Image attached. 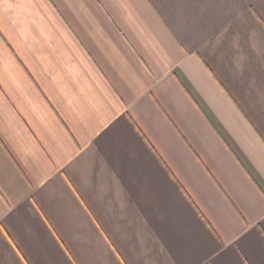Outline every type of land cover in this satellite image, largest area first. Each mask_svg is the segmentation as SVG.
<instances>
[{
    "label": "crops",
    "instance_id": "crops-1",
    "mask_svg": "<svg viewBox=\"0 0 264 264\" xmlns=\"http://www.w3.org/2000/svg\"><path fill=\"white\" fill-rule=\"evenodd\" d=\"M0 264H264V0H0Z\"/></svg>",
    "mask_w": 264,
    "mask_h": 264
}]
</instances>
